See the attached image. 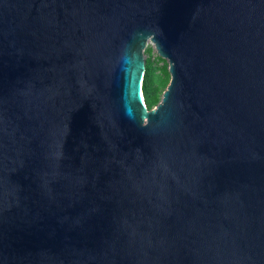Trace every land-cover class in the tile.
Returning a JSON list of instances; mask_svg holds the SVG:
<instances>
[{
  "label": "water",
  "instance_id": "95a60500",
  "mask_svg": "<svg viewBox=\"0 0 264 264\" xmlns=\"http://www.w3.org/2000/svg\"><path fill=\"white\" fill-rule=\"evenodd\" d=\"M0 264H264V0H0Z\"/></svg>",
  "mask_w": 264,
  "mask_h": 264
},
{
  "label": "trees",
  "instance_id": "16d2710c",
  "mask_svg": "<svg viewBox=\"0 0 264 264\" xmlns=\"http://www.w3.org/2000/svg\"><path fill=\"white\" fill-rule=\"evenodd\" d=\"M158 59L163 61V58L160 56H158ZM169 79L170 76L166 64L155 66L149 57L145 58V74L142 88L145 103L148 108H151L158 103Z\"/></svg>",
  "mask_w": 264,
  "mask_h": 264
},
{
  "label": "rangeland",
  "instance_id": "374dc122",
  "mask_svg": "<svg viewBox=\"0 0 264 264\" xmlns=\"http://www.w3.org/2000/svg\"><path fill=\"white\" fill-rule=\"evenodd\" d=\"M146 50H148V51H146ZM158 56L159 55L157 54V51H156L154 44L149 41L147 44V47L144 50V58L149 57L155 66H161L162 64H166L167 68H168V61L166 59H163V61L159 60Z\"/></svg>",
  "mask_w": 264,
  "mask_h": 264
}]
</instances>
